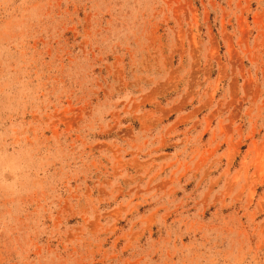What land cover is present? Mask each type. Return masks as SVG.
I'll use <instances>...</instances> for the list:
<instances>
[{"label":"rangeland","instance_id":"1","mask_svg":"<svg viewBox=\"0 0 264 264\" xmlns=\"http://www.w3.org/2000/svg\"><path fill=\"white\" fill-rule=\"evenodd\" d=\"M0 264H264V0H0Z\"/></svg>","mask_w":264,"mask_h":264}]
</instances>
